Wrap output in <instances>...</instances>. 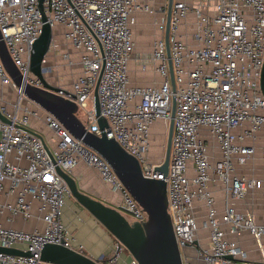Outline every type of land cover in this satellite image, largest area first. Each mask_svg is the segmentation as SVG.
<instances>
[{
	"label": "built area",
	"instance_id": "2783aa9c",
	"mask_svg": "<svg viewBox=\"0 0 264 264\" xmlns=\"http://www.w3.org/2000/svg\"><path fill=\"white\" fill-rule=\"evenodd\" d=\"M154 1L43 0L41 10L39 0H0V32L24 80L41 86L30 70V58L41 32L42 13L52 28L48 50L57 46L54 28L61 27L67 48L63 56L71 66L70 51L77 53L81 72L68 85L57 84L59 93L73 100L78 110H84L85 127L100 135L93 103L97 87L100 115L107 121L103 128L106 136L137 158L144 177L165 180L167 209L182 264H193L192 252L203 264H264V215L256 222L251 214L236 211L227 199L218 215L209 189V183L217 179L226 197L242 199L249 191L262 187L260 177L239 174L236 168L245 165L255 153L259 136L263 140L260 156L264 164V96L260 88L264 0H172L169 50L174 91L164 42L167 2L155 7ZM138 12L162 14L154 21L160 34L146 53L134 52L132 26ZM187 15L193 18L190 26ZM131 59L143 70L150 65L160 77L159 82L130 85L127 64ZM41 66L46 81L52 84L48 75L54 68L48 65V53ZM9 85L17 92L12 103L3 95L4 87ZM172 95L176 97V107L168 173L164 177L156 169L163 156H149L150 129L158 118L168 122ZM0 114L8 119L6 122L0 118V193L5 198L0 201V213L6 209L11 216L21 215L23 219L36 215L43 222L42 228L35 226L32 230L0 224V246L29 253L0 251V264H52L40 257L45 243L81 251L82 245L74 244L75 239L61 222L70 190L57 167L70 173L78 161H83L118 194L116 206L129 220L146 219V212L109 163L75 139L52 114L26 98L13 84L1 59ZM31 117L50 131L51 136L44 140L52 159L40 138L30 131L37 132ZM11 196L12 202L8 200ZM196 200L205 207L202 223L194 215ZM222 224L234 239L226 237ZM199 227L208 229L207 244L200 242ZM244 231L259 241L260 261L249 259L241 247L238 237ZM124 250L116 240L102 264H119ZM123 264L137 262L131 256Z\"/></svg>",
	"mask_w": 264,
	"mask_h": 264
},
{
	"label": "water",
	"instance_id": "95a60500",
	"mask_svg": "<svg viewBox=\"0 0 264 264\" xmlns=\"http://www.w3.org/2000/svg\"><path fill=\"white\" fill-rule=\"evenodd\" d=\"M43 0H39L42 10ZM172 0H167L164 28V42L167 56L169 80L172 90H175L174 71L169 50V25ZM43 24L41 32L34 42L30 58V70L42 83L36 86L24 80L23 75L13 63L0 32V59L15 87L29 100L46 112L52 114L77 140L100 154L111 166L127 191L146 212V219L142 222L131 221L117 206L105 204L99 199L79 189L73 176L57 167V172L65 180L70 195L96 218L130 253L137 264H182L180 248L173 231L171 218L167 209L166 182L164 179L144 177L137 158L127 152L114 138L106 136L103 128L107 127L105 117L100 115L97 87L93 91L94 113L100 135L89 131L78 116L77 104L63 95L60 87L48 83L42 73L41 61L46 55L52 38V28L42 13ZM260 88L264 96V57L261 68ZM176 107V97L172 95L170 117L163 161L156 167L163 173H168V164L173 131V116ZM3 121L8 119L0 114ZM36 134L52 159L44 136ZM0 251L11 254L28 255V251H21L15 247H2ZM40 257L52 264H102L100 259L92 258L81 251L61 244L45 243Z\"/></svg>",
	"mask_w": 264,
	"mask_h": 264
},
{
	"label": "crops",
	"instance_id": "0c3cea01",
	"mask_svg": "<svg viewBox=\"0 0 264 264\" xmlns=\"http://www.w3.org/2000/svg\"><path fill=\"white\" fill-rule=\"evenodd\" d=\"M161 16L162 14L160 12L137 13L136 22L132 26L135 53H146L152 50V42L154 38L160 34L154 21H158ZM61 30L60 26H56L54 28V31L56 32L55 40L57 46L48 50V58H50L48 61L52 65L56 62L60 64L58 65L59 67H56L57 70L60 71L59 74L62 76V81H59V78L57 80L60 83L62 82L63 84L68 85V83L81 72V66L78 62H76L78 61V54L72 50L70 51L69 59L73 61V64H71V66L67 65V59L63 56V53H65L67 48L64 45ZM127 69L130 85H150L155 84L160 80V77L154 73L150 65L143 70L133 59L128 62ZM51 77H53V75H49V81L56 84L51 81ZM32 126L34 127V130L42 135L50 134V131L38 119L32 120ZM202 132H204V130H202ZM262 143V137L259 136L256 141V150L259 151V153ZM242 168L243 165H237L236 172L244 174L242 172ZM69 174L75 178L79 189L83 192L101 200L105 204L111 206H116L118 204V194L110 190V188L102 182L98 172L83 161H78L72 167ZM209 189L214 196L215 207L218 215L223 210L225 200L227 199V203L234 207L236 211L251 214L256 222H260L262 220L264 215V183H262V187L260 189L249 191L242 199H234L230 196L226 197L223 185L217 179H213L209 183ZM4 199V195L0 193V201H4ZM13 199L14 197L11 196L8 200L12 202ZM66 199L67 201H65L63 206L61 222L67 228L70 235L75 239L74 244L79 243L82 245V253L92 258H102L106 260L116 242L114 236L75 199H70V195ZM35 208L36 203H33L32 210L33 213L36 214ZM205 212L203 203L196 200L194 202V215L199 223H202L205 219ZM0 224L6 227L24 230H32L35 226L39 229L43 227V222L37 220L36 215L23 219L21 215L11 216L6 209L0 213ZM222 226L226 231V237L234 239L235 236L227 231V226L225 224H222ZM238 241L241 247L247 252L249 259L257 261L262 259V251L260 249L259 241L254 239L247 231L242 232V234L238 237ZM191 256L193 264H203L193 252ZM130 258V253L124 250L119 264H123V262L130 260Z\"/></svg>",
	"mask_w": 264,
	"mask_h": 264
},
{
	"label": "rangeland",
	"instance_id": "374dc122",
	"mask_svg": "<svg viewBox=\"0 0 264 264\" xmlns=\"http://www.w3.org/2000/svg\"><path fill=\"white\" fill-rule=\"evenodd\" d=\"M163 2L165 3V2H167V0H155L153 2V4H155L154 6L157 7V4H160ZM187 17H188L187 22H188V25L190 26L193 18H192V16H189V15H187ZM182 28H183V26H181V29ZM48 59H50V58H48ZM48 65H50L52 68H54L49 72L50 73L49 75H51V76L53 75V77H51V81L55 82L56 84H53V83L52 84L57 86V84L60 83L57 79L60 78V80L62 81V76L59 74L60 71L57 70V67H56L60 64L56 62L52 65L48 61ZM49 75H48V77H49ZM53 78L55 81L53 80ZM3 95H4L5 99L8 101V103L14 102L17 98V92L12 85H9L8 87H4ZM8 108L9 109L11 108L10 104H8ZM77 114L81 119H85L84 110L79 109L77 111ZM33 119H35V118L31 117V119H30L31 125H32ZM167 129H168V122H164L160 118L156 119L153 122V124L151 125V129H150L151 146L149 149V156L151 158H158L160 155H161V157L164 155ZM43 136L45 139H47V137L51 136V133L49 135L44 134ZM242 169H243L242 172L246 175H255V176H259L260 178L261 177L264 178V164H263V160L260 156L259 151L255 150V153L251 155L250 159L246 162L245 165H243ZM263 178H261V179L263 180V183H264ZM70 199H72V200L74 199L72 195H70ZM65 201H67V199H65ZM198 232H199L200 242L202 244H207L208 229L203 228V227H199ZM125 251H127V250L125 249Z\"/></svg>",
	"mask_w": 264,
	"mask_h": 264
},
{
	"label": "trees",
	"instance_id": "16d2710c",
	"mask_svg": "<svg viewBox=\"0 0 264 264\" xmlns=\"http://www.w3.org/2000/svg\"><path fill=\"white\" fill-rule=\"evenodd\" d=\"M103 260V262L105 261V259H102Z\"/></svg>",
	"mask_w": 264,
	"mask_h": 264
}]
</instances>
